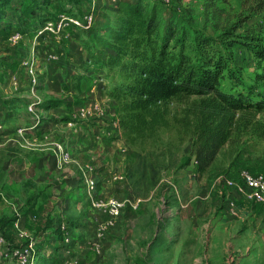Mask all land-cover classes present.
Returning a JSON list of instances; mask_svg holds the SVG:
<instances>
[{
  "label": "rangeland",
  "instance_id": "rangeland-1",
  "mask_svg": "<svg viewBox=\"0 0 264 264\" xmlns=\"http://www.w3.org/2000/svg\"><path fill=\"white\" fill-rule=\"evenodd\" d=\"M0 1V226L17 246L34 239L35 264H264V203L240 189L245 171L264 173V111L199 172V97L169 99V125L143 138L121 125L125 79L98 36L111 7L134 0ZM144 2L217 44L228 31L264 37V10L248 0ZM224 53L222 89H264V61L240 45ZM109 198L125 203L112 225L94 205Z\"/></svg>",
  "mask_w": 264,
  "mask_h": 264
},
{
  "label": "trees",
  "instance_id": "trees-1",
  "mask_svg": "<svg viewBox=\"0 0 264 264\" xmlns=\"http://www.w3.org/2000/svg\"><path fill=\"white\" fill-rule=\"evenodd\" d=\"M248 1L264 10V0ZM111 9L118 17L107 25L105 35L98 38L109 49L105 63L119 66L125 79L115 94L122 102V127L141 138L154 134L169 125L166 104L169 99L199 97L190 115L196 131L197 170L207 171L234 129L248 126L256 113L264 111V89L255 96L246 88L239 91L221 88L226 71H230L224 50L231 56V49L240 45L263 62L264 37L248 31L239 35L228 31L232 38L217 44L203 30L191 33L183 21L166 22L159 8L144 0ZM241 23L233 28H241Z\"/></svg>",
  "mask_w": 264,
  "mask_h": 264
},
{
  "label": "built area",
  "instance_id": "built-area-1",
  "mask_svg": "<svg viewBox=\"0 0 264 264\" xmlns=\"http://www.w3.org/2000/svg\"><path fill=\"white\" fill-rule=\"evenodd\" d=\"M67 20H71L75 23L78 21L75 18L70 16H65ZM85 22L90 26L93 21V15L88 14L84 17ZM19 39V35L15 34L12 37V40L16 41ZM33 70V69H31ZM61 152L63 153V158L69 159V154L65 151L62 146H59ZM244 188H240L243 192L245 191L246 195L255 201L256 203H264V173H251L245 171L243 173ZM96 181L93 178L87 180V188L89 192H92L96 189ZM124 202L117 198L101 199L94 201V205L100 209H104L109 214L108 224L112 225L114 219L120 214V211L124 207ZM35 242L31 237L29 238L26 244L21 246L14 245L5 235L3 229L0 227V261L8 260L14 261L16 264H35Z\"/></svg>",
  "mask_w": 264,
  "mask_h": 264
},
{
  "label": "crops",
  "instance_id": "crops-1",
  "mask_svg": "<svg viewBox=\"0 0 264 264\" xmlns=\"http://www.w3.org/2000/svg\"><path fill=\"white\" fill-rule=\"evenodd\" d=\"M21 232H23V231H21ZM22 234L23 233H19V235H21L22 236ZM10 236V239L13 241V236L12 235H9ZM5 261H8V260H2V261H0V264H5Z\"/></svg>",
  "mask_w": 264,
  "mask_h": 264
}]
</instances>
